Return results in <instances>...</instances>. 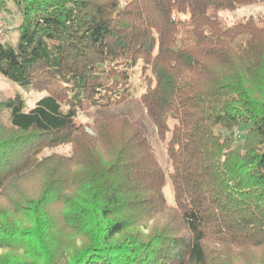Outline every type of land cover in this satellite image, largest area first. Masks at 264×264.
<instances>
[{
    "label": "trees",
    "instance_id": "1",
    "mask_svg": "<svg viewBox=\"0 0 264 264\" xmlns=\"http://www.w3.org/2000/svg\"><path fill=\"white\" fill-rule=\"evenodd\" d=\"M257 2L0 0L18 19L0 74L43 93L0 100V264H257L264 19L219 18ZM137 78L168 176L132 117H97L94 135L77 121L133 97ZM61 145L72 154L42 157Z\"/></svg>",
    "mask_w": 264,
    "mask_h": 264
},
{
    "label": "rangeland",
    "instance_id": "2",
    "mask_svg": "<svg viewBox=\"0 0 264 264\" xmlns=\"http://www.w3.org/2000/svg\"><path fill=\"white\" fill-rule=\"evenodd\" d=\"M250 17L254 18H262L264 19V3L257 2L254 4H250L247 6H243L235 11H223L219 13V18L228 26L235 24L236 22L247 19ZM18 19L13 18L12 16H6L0 13V38L5 39H15L16 34L13 30V27L17 23ZM138 71V70H137ZM137 76H139V71L137 72ZM135 93L133 97L129 98L127 101L113 106V107H104V108H90L89 110L83 111L78 117L77 121L81 122L85 125L87 132L90 135L95 134L94 130V119L95 118H103L110 117L113 115H125L132 117L135 121H137L141 126L144 127L147 133V137L152 143L154 150L158 156L159 162L168 176L171 172V162L167 153L166 142H163L159 139L157 129L153 125L150 117L147 114V111L142 104L140 99V95L145 90L144 82L140 78L135 79ZM20 95L25 98L28 106L31 108L35 105L39 98L43 96V93L39 91H26L21 88L19 85L9 81L4 76L0 74V100L8 99ZM3 122L6 124V119L3 116ZM172 125V122H171ZM238 139L243 141L246 127L241 128L237 131ZM167 140L170 138V134L167 136ZM73 147L71 145H61L52 149H47L44 151L42 157H47L52 153H56L59 155L70 156L72 154ZM38 174H35L37 176ZM24 187L28 190H36L39 188L38 181L32 180V177L25 179ZM27 191L32 193L33 195L38 194L39 191ZM164 194L168 197L169 202L173 203V189L171 185V181L168 178L166 186L164 187ZM34 195V196H35ZM146 232H148L146 230ZM149 233V232H148ZM259 257L257 259V264H264V250L259 251ZM262 255V256H261Z\"/></svg>",
    "mask_w": 264,
    "mask_h": 264
}]
</instances>
